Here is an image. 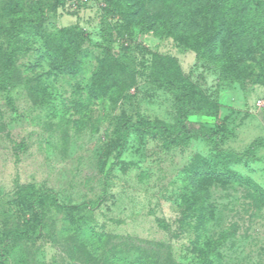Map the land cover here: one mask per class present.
I'll return each mask as SVG.
<instances>
[{
	"label": "rangeland",
	"instance_id": "rangeland-1",
	"mask_svg": "<svg viewBox=\"0 0 264 264\" xmlns=\"http://www.w3.org/2000/svg\"><path fill=\"white\" fill-rule=\"evenodd\" d=\"M39 1L48 5L49 19L18 45L14 106L0 90V253L10 247L5 264H22L25 254L31 256L30 264H88L86 254L91 264H103L100 254L112 242L104 247L91 240L85 255L76 251V227L61 214L50 215L47 235L38 243H8L7 238L31 220L17 196L18 184L55 191L67 205L98 201L106 180L108 195L94 211L93 227L109 241L122 235L164 243L177 262L198 264L193 232L200 226L221 245V264H264V206L238 181L251 180L264 192V149L257 152V162L229 160L231 178L207 168L223 164L214 144L198 138L169 145L158 137L132 135L116 161L124 117L165 124L178 120L173 95L144 76L151 54L176 58L185 75L218 103L217 117H196L193 122L221 131L227 136L222 148L229 151L244 153L255 139L264 138V83L255 75L241 83L223 82L219 68L199 60L169 27L129 25L107 14V0H24L23 8L36 14L32 4ZM172 2L158 10L146 7L145 16L160 14L191 25L190 12ZM17 5L18 0H0V72ZM69 42L71 53L64 49L61 61L47 52L46 45L66 48ZM107 46L111 59L104 54ZM65 56L71 60L60 69ZM249 59L242 70L261 72L264 52L255 50ZM206 171L209 176L200 182L202 197L213 217L203 211L199 217L207 221L202 224L196 218L199 208L186 205L184 192L191 180L194 192L199 191L193 177ZM193 198L192 204L198 197ZM187 212L190 218L184 219Z\"/></svg>",
	"mask_w": 264,
	"mask_h": 264
},
{
	"label": "trees",
	"instance_id": "trees-1",
	"mask_svg": "<svg viewBox=\"0 0 264 264\" xmlns=\"http://www.w3.org/2000/svg\"><path fill=\"white\" fill-rule=\"evenodd\" d=\"M18 2L19 5L12 8L16 19L13 23V32L8 39L7 51L4 54L3 69L0 72V90L6 91L8 103L12 106L15 103L13 93L17 86L15 65L18 45L29 36L31 29L40 30V27L49 19L48 12L50 11L44 1L32 4L36 8V14H32V10L27 12L23 8L24 0H18ZM171 2L182 12H187V14L190 12L191 25H183L178 20H168L160 14L149 17L147 13L145 16L146 7L158 10L161 6L168 7ZM106 11L108 15L119 17L129 25H141L142 23L148 27H156L158 23H161L160 25L169 27L179 43L194 50L199 60L219 68L223 82L241 83L246 77L256 76L264 83V64L260 67L262 71L258 73H246L242 70V65L250 60L249 54L253 56L255 50L264 52V0H107ZM39 35L43 40L48 38L45 34ZM78 36H81V33H78ZM244 41L249 42V46L245 45ZM66 45V48L46 45L47 52L51 57L61 61L64 49L69 50V53L72 50L70 42ZM104 54L111 59L110 46L105 47ZM151 55L150 65L144 76L150 84L162 86L173 95L179 107L178 120L175 124H165L144 120L135 121L124 117L119 128L121 140L116 151L117 162L128 149L132 135L140 138L158 137L169 145L180 144L185 140L195 138L212 142L216 158L220 159L223 165L212 163L207 168L215 174L228 178L232 176L226 169L229 160L246 163L260 160L257 152L264 149V138L255 139L244 153H237L222 148L227 136L221 131L212 130L203 123L193 122V118L196 117H217L218 103L213 101L201 86L185 75L176 58L160 54ZM64 59L60 69H64L65 64L71 60V56H65ZM208 176L207 171L196 174L193 179L194 182L197 181L196 188L199 191L194 192L191 180L185 186L184 192L186 205L191 208L197 205L199 208L196 218L202 224L207 221L205 216L199 217L203 211L213 217V213L210 212L211 206L205 205L206 200L202 197L203 190L200 183ZM238 181L250 187L255 193L257 203L264 206V192L257 184L242 178H238ZM108 184L106 180L104 196L98 201L67 205L59 201L55 191H40L32 184H18L17 196L31 213V220L23 230L11 233L7 242L16 243L22 240L35 244L44 240L47 235L48 219L50 215L56 213L65 216L68 223L76 227L77 237L74 240L76 251L87 253L91 240L104 247H108L112 242L111 248H103L100 254V261H103V264H182L174 258L171 247L165 246L164 243L122 235H113V239L109 241L106 236L95 230L93 227L95 224L94 211L108 195ZM193 196L198 197L194 204H192ZM185 215L184 219L190 218L188 212ZM162 225L164 228L169 227L164 222ZM80 232H82L81 235ZM193 233L196 234L193 249L198 264H221V245L207 237L200 226H197ZM83 236L86 237L83 238ZM9 253L10 247H4L1 250L0 264H5ZM30 257L29 254L23 255L21 263L30 264ZM86 257L92 261L87 254ZM90 261L87 263L91 264Z\"/></svg>",
	"mask_w": 264,
	"mask_h": 264
}]
</instances>
